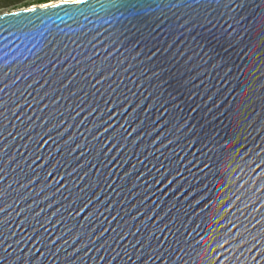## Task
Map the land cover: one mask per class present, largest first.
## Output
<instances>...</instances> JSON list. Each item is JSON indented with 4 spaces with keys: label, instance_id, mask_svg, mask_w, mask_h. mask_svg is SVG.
I'll return each mask as SVG.
<instances>
[{
    "label": "water",
    "instance_id": "obj_1",
    "mask_svg": "<svg viewBox=\"0 0 264 264\" xmlns=\"http://www.w3.org/2000/svg\"><path fill=\"white\" fill-rule=\"evenodd\" d=\"M0 264H264V0L1 14Z\"/></svg>",
    "mask_w": 264,
    "mask_h": 264
},
{
    "label": "rangeland",
    "instance_id": "obj_2",
    "mask_svg": "<svg viewBox=\"0 0 264 264\" xmlns=\"http://www.w3.org/2000/svg\"><path fill=\"white\" fill-rule=\"evenodd\" d=\"M36 1L37 0H23L22 2L18 3L17 5L0 8V15L4 14V13H10V12H13V11L21 10V9L33 8V7H36V6L43 7V6H47V5L56 4V3H59V2L76 1V0L50 1L49 3L44 4V5H31V6L24 7V8L22 7V5L24 3H35Z\"/></svg>",
    "mask_w": 264,
    "mask_h": 264
},
{
    "label": "trees",
    "instance_id": "obj_3",
    "mask_svg": "<svg viewBox=\"0 0 264 264\" xmlns=\"http://www.w3.org/2000/svg\"><path fill=\"white\" fill-rule=\"evenodd\" d=\"M22 1L23 0H0V8L14 6ZM50 1H59V0H37L35 3H24L22 7L24 8L31 5H44L49 3Z\"/></svg>",
    "mask_w": 264,
    "mask_h": 264
},
{
    "label": "snow or ice",
    "instance_id": "obj_4",
    "mask_svg": "<svg viewBox=\"0 0 264 264\" xmlns=\"http://www.w3.org/2000/svg\"><path fill=\"white\" fill-rule=\"evenodd\" d=\"M76 2H79V0H76Z\"/></svg>",
    "mask_w": 264,
    "mask_h": 264
}]
</instances>
